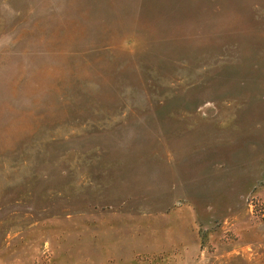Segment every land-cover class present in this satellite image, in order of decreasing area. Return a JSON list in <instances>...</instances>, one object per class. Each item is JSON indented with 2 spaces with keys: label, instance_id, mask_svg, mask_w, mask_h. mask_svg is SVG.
<instances>
[{
  "label": "rangeland",
  "instance_id": "obj_1",
  "mask_svg": "<svg viewBox=\"0 0 264 264\" xmlns=\"http://www.w3.org/2000/svg\"><path fill=\"white\" fill-rule=\"evenodd\" d=\"M0 264H264V0H0Z\"/></svg>",
  "mask_w": 264,
  "mask_h": 264
}]
</instances>
